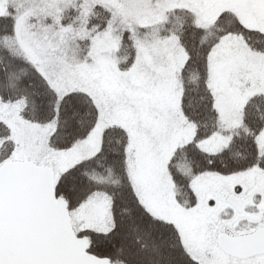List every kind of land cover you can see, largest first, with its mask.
Segmentation results:
<instances>
[{
	"label": "snow or ice",
	"instance_id": "obj_1",
	"mask_svg": "<svg viewBox=\"0 0 264 264\" xmlns=\"http://www.w3.org/2000/svg\"><path fill=\"white\" fill-rule=\"evenodd\" d=\"M0 264H264V0H0Z\"/></svg>",
	"mask_w": 264,
	"mask_h": 264
}]
</instances>
